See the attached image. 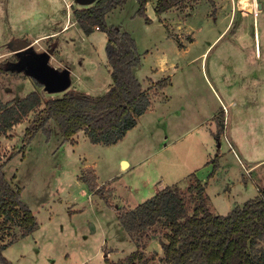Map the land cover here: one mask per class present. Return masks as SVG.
Segmentation results:
<instances>
[{
  "label": "rangeland",
  "instance_id": "374dc122",
  "mask_svg": "<svg viewBox=\"0 0 264 264\" xmlns=\"http://www.w3.org/2000/svg\"><path fill=\"white\" fill-rule=\"evenodd\" d=\"M155 1L145 7L149 23L137 14L136 0L106 15L108 25L134 41L140 65L133 74L151 98V107L123 139L111 146L91 144L80 131L65 140L49 120V138L39 131L24 147L26 130L42 107L0 135L5 178L22 190L21 200L38 221L29 237L21 239L17 225L5 237L21 239L3 252L10 264H105V257L127 264L141 243L120 226L121 211L167 186L188 196L191 174L206 183L209 208L222 216L264 187V0H176L160 15ZM90 6L76 0H0L2 103L16 104L35 90L43 101L63 94H49L24 71L12 70L16 50L25 43L36 53L52 50V67L71 69L68 90L91 96L108 90L106 34L96 27L83 34L73 15ZM163 79L168 86L156 90ZM93 173L108 204L79 180ZM164 233L156 225L144 239L150 264H163ZM257 247L264 249V241Z\"/></svg>",
  "mask_w": 264,
  "mask_h": 264
},
{
  "label": "trees",
  "instance_id": "16d2710c",
  "mask_svg": "<svg viewBox=\"0 0 264 264\" xmlns=\"http://www.w3.org/2000/svg\"><path fill=\"white\" fill-rule=\"evenodd\" d=\"M126 1L97 0L94 5L73 12L83 34H91L95 27L106 34V56L112 80L108 90L100 96L67 90L61 96L44 101L40 92L35 90L13 105L0 100V135L40 107L42 109L35 122L26 130L24 147L39 131L49 138L50 133L45 128L49 120L55 122L65 140L82 131L91 144L104 146L116 144L135 128L138 118L151 107L150 94L133 74V69L140 65L134 41L128 33L106 22V15ZM136 1L139 6L137 14L149 23L145 7L151 0ZM176 2L156 0L155 14L174 8ZM167 86V79L155 84L158 91ZM220 126L218 134L223 132ZM216 154L211 162L213 172L218 168V151ZM4 167L5 163L0 164V263L10 264L3 257V251L18 238L6 242L5 237L15 225L21 230L22 237L29 236L38 229V223L21 200L22 190L6 180ZM189 179L193 183L186 189L188 196L177 186H167L135 208L119 213L117 220L125 233L131 240L138 239L141 243L126 257L127 264H150L153 257L145 258L144 239L156 225L166 230L165 242L161 243L163 255L160 261L163 264H264V249L257 247L258 242L264 241V187H258V195L254 199L222 216L212 213L209 208L206 183H202L195 174H191ZM79 180L90 193L108 204L109 199L103 187L97 186L94 173ZM190 205L192 209H189ZM104 263L126 264L125 261L113 262L107 257Z\"/></svg>",
  "mask_w": 264,
  "mask_h": 264
},
{
  "label": "water",
  "instance_id": "95a60500",
  "mask_svg": "<svg viewBox=\"0 0 264 264\" xmlns=\"http://www.w3.org/2000/svg\"><path fill=\"white\" fill-rule=\"evenodd\" d=\"M82 6H90L96 0H76ZM52 50L36 53L31 46L23 44L16 50L17 62L13 63L12 70L24 71L40 82L49 94L64 93L70 86V72L67 68L58 70L49 63ZM123 161L121 165L123 166Z\"/></svg>",
  "mask_w": 264,
  "mask_h": 264
},
{
  "label": "crops",
  "instance_id": "0c3cea01",
  "mask_svg": "<svg viewBox=\"0 0 264 264\" xmlns=\"http://www.w3.org/2000/svg\"><path fill=\"white\" fill-rule=\"evenodd\" d=\"M78 28H79V27H78ZM64 29H65V28H64ZM80 31H81V30H80ZM81 32H82V31H81ZM62 45H63V44H62ZM63 46H64V45H63ZM67 69L69 70V72H70V76H71V69H70L68 66H67ZM110 84H111V83H110ZM70 86H71V81H70ZM70 86H69V87H70ZM135 127H136V126H135ZM124 161H125V160H124ZM122 162H123V161L121 160V163H122ZM125 162H127L128 167H129V166H130L129 162H128V161H125ZM255 165H256V164H255ZM128 167H127V168H128ZM252 167H257V166H254V165H253ZM199 180H200V179H199ZM201 182H202V181H201ZM203 183H204V182H203ZM159 188L161 189V187H159ZM37 223H38V221H37ZM37 230H38V229H37ZM37 230H36V231H37ZM32 234H33V233H32ZM26 237H29V236H26ZM26 237H23V238H21V239H24V238H26ZM21 239H19V240H21ZM19 240H18V241H19ZM18 241H17V242H18ZM17 242H15V243H17ZM4 251H5V250H4ZM4 251H3V252H4Z\"/></svg>",
  "mask_w": 264,
  "mask_h": 264
},
{
  "label": "bare ground",
  "instance_id": "6f19581e",
  "mask_svg": "<svg viewBox=\"0 0 264 264\" xmlns=\"http://www.w3.org/2000/svg\"><path fill=\"white\" fill-rule=\"evenodd\" d=\"M123 167H127V162H124L123 163Z\"/></svg>",
  "mask_w": 264,
  "mask_h": 264
},
{
  "label": "built area",
  "instance_id": "2783aa9c",
  "mask_svg": "<svg viewBox=\"0 0 264 264\" xmlns=\"http://www.w3.org/2000/svg\"><path fill=\"white\" fill-rule=\"evenodd\" d=\"M96 29L98 30V27H96Z\"/></svg>",
  "mask_w": 264,
  "mask_h": 264
},
{
  "label": "flooded vegetation",
  "instance_id": "af4514ba",
  "mask_svg": "<svg viewBox=\"0 0 264 264\" xmlns=\"http://www.w3.org/2000/svg\"><path fill=\"white\" fill-rule=\"evenodd\" d=\"M18 60V59H17Z\"/></svg>",
  "mask_w": 264,
  "mask_h": 264
}]
</instances>
